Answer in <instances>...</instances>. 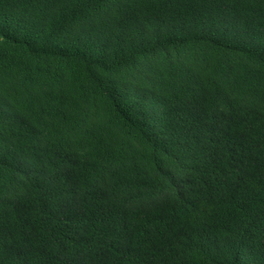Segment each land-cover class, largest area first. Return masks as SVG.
I'll return each mask as SVG.
<instances>
[{
	"label": "trees",
	"instance_id": "obj_1",
	"mask_svg": "<svg viewBox=\"0 0 264 264\" xmlns=\"http://www.w3.org/2000/svg\"><path fill=\"white\" fill-rule=\"evenodd\" d=\"M0 264H264V0H0Z\"/></svg>",
	"mask_w": 264,
	"mask_h": 264
}]
</instances>
